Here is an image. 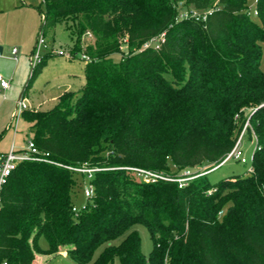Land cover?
Wrapping results in <instances>:
<instances>
[{"label":"trees","instance_id":"obj_1","mask_svg":"<svg viewBox=\"0 0 264 264\" xmlns=\"http://www.w3.org/2000/svg\"><path fill=\"white\" fill-rule=\"evenodd\" d=\"M251 1L42 0L39 35L64 24L72 52L90 61L78 92L22 114L55 164L21 162L6 183L0 264L63 251L79 264H264V0L254 9ZM87 33L95 41L84 46ZM162 35L159 49L144 47ZM248 119L245 134L257 141L250 174L211 184L208 172ZM83 164L102 170L76 214L87 178L65 166ZM126 167L197 177L183 187L146 183ZM137 225L151 235L149 257Z\"/></svg>","mask_w":264,"mask_h":264},{"label":"rangeland","instance_id":"obj_2","mask_svg":"<svg viewBox=\"0 0 264 264\" xmlns=\"http://www.w3.org/2000/svg\"><path fill=\"white\" fill-rule=\"evenodd\" d=\"M250 6L252 9L255 8L254 0L251 1ZM45 11L46 6L42 3V0H0V49L3 50L2 55H0V69L3 68L7 70L15 68L23 57L27 55L30 48L34 47L39 36V30L43 24ZM192 15L193 14H190L189 10L181 9L180 11V18H189ZM197 15L198 14H194V17H197ZM252 18L255 19L256 17L252 15ZM45 40L47 48H43L41 55L46 61L40 69L38 67L34 72L32 70L30 72L29 69L28 77L20 87L19 93L25 92L23 96L29 108L33 106V110L39 108L48 111L57 106L58 102L54 103L48 100L53 96H57L60 92L61 95L63 94L65 90L64 87L68 86L70 81L69 77L67 78L68 75L75 74L73 77L76 78L71 77V79H74V83L71 84L70 90L74 92L80 90L81 83L77 80H79L80 76L83 74L86 60L84 61L82 57L84 56L83 54H74L72 52L74 44L71 41L65 25L62 23L58 24L53 30H50L48 34L45 35ZM94 41V37H83L84 46L94 43ZM13 50L18 51L16 55L18 63L13 60ZM59 51H64L66 55H59ZM126 51L127 48L123 45L121 47V52ZM70 55H72V57H69ZM119 57L120 55L117 54L114 56V59L118 60ZM261 69L264 71V45ZM43 102L45 103L43 104ZM39 104H41L40 107H36V105ZM7 105L8 103L4 101L3 94H0V107H3L0 111V155L8 153L13 145L16 151L27 149L29 143L34 139L31 123L23 118L17 121L13 116L8 117L7 107L9 108V106ZM253 137H250V135L246 133L242 140V151L246 163L232 159L218 168L209 171L207 175L211 184L218 183L228 177H244L250 174L252 157L257 144L256 139ZM182 175H184V173H182ZM78 177L80 181L85 180L81 176ZM87 184L88 181L85 180L84 183L82 182L81 187L75 190L74 198L76 207H81L87 202L84 196V188ZM133 230L138 231L141 237L142 251L146 257H149L153 249V242L148 229L144 225H137ZM124 237L125 236L114 241L113 244H119ZM39 244L43 250L48 249V242L45 237L40 239ZM103 248L104 246L98 250L96 257ZM33 264L79 263L68 255L58 253L54 255H39ZM89 264H95V260Z\"/></svg>","mask_w":264,"mask_h":264},{"label":"built area","instance_id":"obj_3","mask_svg":"<svg viewBox=\"0 0 264 264\" xmlns=\"http://www.w3.org/2000/svg\"><path fill=\"white\" fill-rule=\"evenodd\" d=\"M254 13L257 14L256 11ZM85 36H87L88 38H93L91 33H87ZM161 39H163V35L162 37H160V39H157L154 42H150L146 44L144 47L147 48L151 46V44H153L156 46V49H159V41ZM43 48H47L46 40H45V36L43 34H40L38 36L35 49L31 57L32 71H34V69L38 67L44 60L41 55ZM58 54L62 56L66 55L64 51H59ZM16 55H17V50H13L12 56L14 57L15 60L17 59ZM69 57H72V55H70ZM82 57L84 60L90 61L87 56H82ZM9 88H10V81L4 78V76L0 74V92L8 90ZM28 109H29V106L27 105L26 100L20 99L17 103V107L14 113V118H16L18 121L22 117L23 112ZM249 127H251L250 122L249 120H247L244 130L240 134L236 142V145L234 146L232 151L225 157V159L219 166L223 165L224 163L232 159L241 161L242 163H246V159L244 158V153L242 151V140L245 136L246 129ZM49 158H50L49 153H44V152L39 151L33 141L29 143V146L27 149L16 151L13 145L11 150L8 153L0 155V209L2 205L3 189L6 183L8 182L9 178L12 176L14 171L17 169V166L19 165V163L24 162V161H37V162H48V163L55 164ZM65 167L78 174L84 175L87 178L88 184L84 188V196L86 197L87 200L91 199L94 196V189L90 181L93 179L94 174L98 171H101L102 169L91 168V167H88L87 164H83L80 167H71V166H65ZM125 169L138 172V175L146 183H155L158 180H165V181H171V182L175 181L180 184V187L185 186L189 180L197 177V176H191L190 172H185L184 175H182L179 178H171V177L164 176L162 174H158V173H154V172L146 171L142 169H134V168H127V167ZM251 170H252V166L250 168V171ZM73 211L77 214L80 211V207H74ZM3 264H7V263L5 262Z\"/></svg>","mask_w":264,"mask_h":264},{"label":"crops","instance_id":"obj_4","mask_svg":"<svg viewBox=\"0 0 264 264\" xmlns=\"http://www.w3.org/2000/svg\"><path fill=\"white\" fill-rule=\"evenodd\" d=\"M39 32H40V30H39ZM39 34V33H38ZM36 42H37V40H36ZM35 45L36 44H34V49H35ZM33 48H30V53L28 52L27 53V55L25 56V57H23V59L18 63V59H13L16 63H18V65H16V67L15 68H11V69H3V68H1L0 69V74L1 75H3L4 76V78H6L7 80H9L10 81V88L8 89V90H5V91H2V92H0V94H3V97H4V101L6 102V103H8V105L7 106H9V108L7 107V109H8V113H7V111H6V113H7V115H8V117H14V113H15V110H16V107H17V103H18V101L20 100V99H23L24 98V91L20 94L19 93V89H20V87L23 85V83H24V81L26 80V78L28 77V73H29V69H30V72H31V70H32V66H31V57H32V55H33V52L32 51H34L33 50ZM2 50V49H1ZM2 53H3V50H2V52H1V54L0 55H2ZM17 53H18V51H17ZM46 61V60H45ZM38 67H36L35 69H34V71L37 69ZM33 71V72H34ZM73 76H75V74H73V75H68L67 76V78L69 77V83H68V86H65L64 87V92H63V94L65 93V92H69V91H72V90H70V88H71V84H73L74 82V79H71V77H73ZM84 76H85V64H84V69H83V74L80 76V78H79V80H77V81H80V85H81V87H82V85L84 84V82H85V80H84ZM73 78H75V77H73ZM76 79V78H75ZM80 87V88H81ZM62 94V95H63ZM61 95V92H60V94H58L57 96H53L51 99H49L48 101H52V102H58V100H59V98L62 96ZM24 100H25V98H24ZM45 102H43V104H44ZM40 105L41 104H39V105H36V107H40ZM33 108V106L32 107H30L28 110H33L32 109ZM3 109V107H0V111ZM35 111H47V110H41V109H39V108H36V109H34ZM9 119V118H8ZM11 119V118H10ZM21 119V118H20ZM19 119V120H20ZM18 120V121H19ZM18 124V123H17ZM16 136V135H15ZM0 137H1V135H0ZM65 254V255H67V253L65 252V251H63V252H59V254ZM58 254V253H57ZM54 255V254H53ZM39 256V255H38ZM37 256V257H38Z\"/></svg>","mask_w":264,"mask_h":264},{"label":"water","instance_id":"obj_5","mask_svg":"<svg viewBox=\"0 0 264 264\" xmlns=\"http://www.w3.org/2000/svg\"><path fill=\"white\" fill-rule=\"evenodd\" d=\"M2 50L0 49V54H1Z\"/></svg>","mask_w":264,"mask_h":264}]
</instances>
